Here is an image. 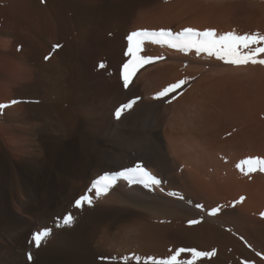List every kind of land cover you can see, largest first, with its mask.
<instances>
[{"label": "bare ground", "instance_id": "6f19581e", "mask_svg": "<svg viewBox=\"0 0 264 264\" xmlns=\"http://www.w3.org/2000/svg\"><path fill=\"white\" fill-rule=\"evenodd\" d=\"M15 2L13 23L26 24L1 30L22 48L0 81V264H136L135 256L144 264L179 248L264 264V172L237 167L264 159V66L145 42L139 55L162 59L139 68L127 88L121 76L131 32L264 34V0ZM181 79V89L155 98ZM136 163L159 186L117 180L99 198L88 192L97 177ZM86 193L92 205L74 207ZM69 213L72 225L58 227ZM44 228L51 235L37 247L32 236Z\"/></svg>", "mask_w": 264, "mask_h": 264}, {"label": "snow or ice", "instance_id": "6c2138e0", "mask_svg": "<svg viewBox=\"0 0 264 264\" xmlns=\"http://www.w3.org/2000/svg\"><path fill=\"white\" fill-rule=\"evenodd\" d=\"M128 47L125 55L129 56L130 59L127 63L122 66V80L123 86L127 88L130 83V77L141 67H144L148 63H154L162 57L152 56H141L139 53L142 51V45L145 42L159 44L161 46L167 45L170 48L177 49L181 52H189L195 50L197 55L201 53L207 54L209 57H215L217 60L223 61L226 64L232 65H247L249 63L264 66V58H260L261 54H264V34L260 33H245L243 35L237 34L235 31H229L223 34H218L215 29H205L203 31L194 28H184L178 33H173L171 30L160 29L156 30H139L133 31L127 36ZM59 45H55L54 48H59ZM49 57H45V60ZM100 68L104 67V64L99 65ZM188 83L187 79H181L170 84L160 92L156 93L155 98L159 99L168 96L170 93L181 89ZM16 103V101H13ZM135 101H129L127 104H122L115 110V118L120 119L122 112H126L132 108ZM5 105H0L2 110ZM247 166V170L242 167ZM238 168L244 172L245 175L252 173L253 171L264 172V159L260 158H248L242 160L237 165ZM123 179L129 184L139 183L145 188L152 189L153 186H159L160 181L153 176L142 164H137L135 167L126 168L116 173H105L97 177L92 182L88 192L94 191L95 197L99 198L102 195L108 193L113 188L117 180ZM169 195H176L175 193H169ZM183 199V197H180ZM243 199V198H241ZM85 204L92 205V197L86 193L75 201L74 207L82 208ZM197 208L204 211V205L197 204ZM222 206L217 205L214 208L208 209L207 214L215 216L221 212ZM264 216V213H261ZM201 219H203L201 217ZM75 217L69 213L61 220L57 218V226H71L74 222ZM197 220L189 221L190 224L198 223ZM52 229L44 228L35 232L32 236V240L35 246L39 247L42 243H45L50 237ZM190 252L192 259L185 260L179 259L182 253ZM215 255L213 251H197L195 248L185 249L179 248L173 254L167 258L157 259L154 257L144 258V264H195L198 257H211ZM31 258V257H30ZM136 264H140L141 257H134ZM128 258L125 257L124 261L127 264Z\"/></svg>", "mask_w": 264, "mask_h": 264}, {"label": "rangeland", "instance_id": "374dc122", "mask_svg": "<svg viewBox=\"0 0 264 264\" xmlns=\"http://www.w3.org/2000/svg\"><path fill=\"white\" fill-rule=\"evenodd\" d=\"M43 2L45 3V0H43ZM13 3H15V4H13ZM43 4V3H42ZM14 5H16V7L14 6ZM18 9V10H16V9ZM13 9H15L16 11H13ZM2 11H3V13H2ZM19 11V8H18V4H16V2H15V0H0V41L2 42H0L1 44H0V46H2V44L4 45V47H6V48H4L3 49V46L0 48V81H1V75L2 74H11L10 73V71L11 72H13L12 70L14 69H11V67H13V66H11L12 65V62H13V59H12V51H15V49H16V51L15 52H17V50H18V52H20L21 51V48L22 47H20V46H22V44H20V45H18V44H16V45H18L20 48H16V45H15V48H13V43H12V41H11V37H9L10 38V41H8V42H4V40H5V38H7L8 39V37H5L4 38V35H2V33H1V30L5 27V23L6 22H8L9 23V25H10V27L11 28H15V25L17 24V22L18 23H20V21H17L15 24L13 23V18H16V17H18V14H16V12H18ZM14 13H15V15H16V17L15 16H12V15H14ZM4 15V16H3ZM8 16H9V19L10 20H7V18H8ZM7 17V18H6ZM17 19V18H16ZM5 20V21H4ZM18 20V19H17ZM23 21V22H22ZM13 23V25H12V23ZM15 22V21H14ZM26 22V20L24 21V19H22L21 20V23L20 24H22V23H24V24H26L25 23ZM13 26V27H12ZM12 30V29H11ZM2 35V36H1ZM4 39V40H3ZM4 42V43H3ZM10 42V43H9ZM17 46V47H18ZM9 47V48H8ZM12 48L14 49V50H12ZM6 55L7 54V56L6 57H4V58H6V60L4 59V58H2L1 57V55ZM10 54V55H9ZM4 55V56H5ZM8 59V60H7ZM10 59V60H9ZM12 59V60H11ZM12 61V62H11ZM11 65H10V64ZM8 66H7V65ZM28 67H29V65H28ZM27 66L25 67V68H28ZM10 68V69H9ZM9 69V70H8ZM5 70V71H4ZM25 70H27V69H25ZM3 72V73H2ZM5 72V73H4ZM9 72V73H8ZM2 73V74H1ZM13 74V73H12ZM3 81V80H2ZM1 81V82H2ZM1 85H2V83H0ZM0 85V86H1ZM127 160V159H126ZM124 160L123 162L125 163V164H128L129 163V160ZM3 157L2 156H0V167H1V164L3 163ZM138 163H136V165H137ZM135 165V166H136ZM10 174H9V176L11 177L10 178V182H12V172H9ZM12 186V185H11ZM225 255V257L223 256H221V257H216L215 255L214 256H211L207 261L205 260H203L202 262L201 261H199L198 263H195V264H237V262L235 263L234 262V260L236 261V259L235 258H233L230 254H228L227 253V256H226V253L224 254ZM229 255V256H228ZM215 257V258H214ZM232 257V258H231ZM26 258H28L27 256H26ZM229 258V259H228ZM211 259V260H210ZM220 259H222V260H220ZM228 259V260H227ZM222 261V262H221ZM231 261V262H230ZM217 262V263H216Z\"/></svg>", "mask_w": 264, "mask_h": 264}]
</instances>
